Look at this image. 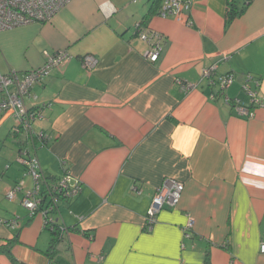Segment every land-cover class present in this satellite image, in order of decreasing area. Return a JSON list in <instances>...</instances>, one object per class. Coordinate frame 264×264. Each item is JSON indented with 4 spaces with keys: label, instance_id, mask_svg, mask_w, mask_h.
<instances>
[{
    "label": "crops",
    "instance_id": "crops-1",
    "mask_svg": "<svg viewBox=\"0 0 264 264\" xmlns=\"http://www.w3.org/2000/svg\"><path fill=\"white\" fill-rule=\"evenodd\" d=\"M184 1L180 16L159 15L162 0L146 17L152 0H71L49 21L0 31L3 74L41 66L45 51L71 54L25 98L43 108L33 128L50 136L30 147L44 175L68 171L82 185L50 213L69 264H264V0ZM231 4L242 11L228 20ZM138 26L163 37L155 62ZM224 75L235 80L220 90ZM14 124L0 111V247L11 242L21 264H51L44 217L28 215L21 193L5 196L32 186ZM169 178L182 182L180 198L148 228L155 189ZM0 264L13 263L0 253Z\"/></svg>",
    "mask_w": 264,
    "mask_h": 264
},
{
    "label": "built area",
    "instance_id": "built-area-1",
    "mask_svg": "<svg viewBox=\"0 0 264 264\" xmlns=\"http://www.w3.org/2000/svg\"><path fill=\"white\" fill-rule=\"evenodd\" d=\"M71 0H0V31L14 27L27 25L33 22L49 21L59 9L68 4ZM248 2L250 0H244ZM189 8V2L184 0H163L158 14L162 17L168 15L180 16L183 10ZM138 37L148 43V49L144 56L150 62H155L162 51L163 37L157 31L138 26ZM45 62L34 69L22 74L15 71L3 74L0 72V111L12 114L15 124L11 128L12 134L23 136L21 147L17 153L16 160L24 167L25 175L32 180L30 188H24L22 182L12 186L5 193L9 200H14L18 193H21V204L28 211V215L40 213L44 217L45 224L51 229L57 225L60 230L65 229L57 223V220L50 216V213L58 209V202L61 199L71 200L81 191V183L74 178L70 172L53 180H47L38 159L31 155L30 147L37 141L45 144L50 136L43 130H35L34 122L43 118V108L40 106L29 107L25 104V98L29 95L33 86L49 77L54 70H58L71 60V54L66 50L53 53L44 52ZM83 67L91 69L96 64V59L90 54L82 58ZM214 66L206 69L205 76H211ZM250 75L242 78L243 87L252 95V103L261 104V99L256 92L249 91L248 81ZM235 77L232 75L219 76L217 82L220 90L229 86ZM183 90L192 88V84L179 81ZM257 83V82H256ZM182 182L175 179H165L156 187L151 203L148 207L145 222L148 228L156 221L157 213L164 207L176 206L181 192ZM193 226V219L190 217L185 226V233ZM259 251L264 254V225L259 243ZM187 264V263H182Z\"/></svg>",
    "mask_w": 264,
    "mask_h": 264
},
{
    "label": "trees",
    "instance_id": "trees-1",
    "mask_svg": "<svg viewBox=\"0 0 264 264\" xmlns=\"http://www.w3.org/2000/svg\"><path fill=\"white\" fill-rule=\"evenodd\" d=\"M161 1L162 0H152V5H151L152 7L150 8V11L146 14V17H149L154 12H156ZM241 11H242L241 9L237 10V8L233 4H231L230 10L228 12V20L233 18L235 15H237ZM47 180H52V179L47 178ZM62 235H63V231L60 230V228L57 225L53 226L52 233H51V241H50L49 248L47 250V253L51 259V264H69L65 262L63 259H61L56 251L57 245L59 241L62 239ZM10 245H11V242H8L5 246L0 247V253H5L13 264H21L16 259H14V257L12 256L10 252Z\"/></svg>",
    "mask_w": 264,
    "mask_h": 264
}]
</instances>
